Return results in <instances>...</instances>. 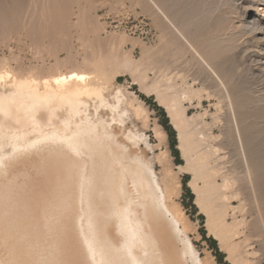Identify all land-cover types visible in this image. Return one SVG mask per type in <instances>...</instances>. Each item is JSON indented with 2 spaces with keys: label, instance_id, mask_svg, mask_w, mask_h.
I'll use <instances>...</instances> for the list:
<instances>
[{
  "label": "rangeland",
  "instance_id": "rangeland-1",
  "mask_svg": "<svg viewBox=\"0 0 264 264\" xmlns=\"http://www.w3.org/2000/svg\"><path fill=\"white\" fill-rule=\"evenodd\" d=\"M19 4L20 26L0 25L2 80L51 81L75 72L105 88L109 103L121 96L119 113L143 135L142 155L170 191L202 263L264 264V186H255L256 178L264 184V51L251 30L253 16L264 24V0ZM31 21L38 31L32 39ZM174 99L185 128L168 109ZM212 180L229 188L215 191ZM223 226L231 232L215 240Z\"/></svg>",
  "mask_w": 264,
  "mask_h": 264
},
{
  "label": "bare ground",
  "instance_id": "bare-ground-1",
  "mask_svg": "<svg viewBox=\"0 0 264 264\" xmlns=\"http://www.w3.org/2000/svg\"><path fill=\"white\" fill-rule=\"evenodd\" d=\"M20 7L19 0L0 6V25L17 29ZM251 24L264 51V24L254 16ZM27 30L31 39L38 33L32 21ZM87 80L75 72L43 82L0 76V264H203L170 191L142 155L143 135L119 113L122 97L111 104L105 88ZM169 102L175 125L185 128L178 100ZM255 186L264 184L256 178ZM230 232L223 226L213 238Z\"/></svg>",
  "mask_w": 264,
  "mask_h": 264
}]
</instances>
